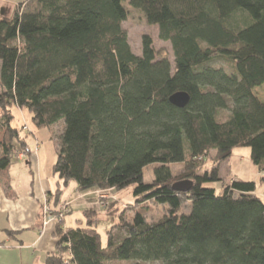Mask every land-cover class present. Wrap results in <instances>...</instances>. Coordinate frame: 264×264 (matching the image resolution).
<instances>
[{"label": "trees", "instance_id": "obj_1", "mask_svg": "<svg viewBox=\"0 0 264 264\" xmlns=\"http://www.w3.org/2000/svg\"><path fill=\"white\" fill-rule=\"evenodd\" d=\"M121 1L22 0L0 16L3 191L15 198L9 170L28 147L12 126V108L25 109L38 130L60 129L51 170L58 186L48 202L57 203L69 182L93 191L102 210L104 190L132 187L135 198L130 216L122 210L105 232V246L93 204L79 226L56 223L44 264H264L256 181L220 174L233 151L247 147L264 185V0H129L169 43L172 64L148 35L140 56L132 53ZM176 92L188 95L184 108L170 103ZM174 163L184 164L182 174L174 175ZM150 164L157 166L145 184ZM183 180L190 189L174 191ZM216 181L219 194L203 186ZM150 203L160 218L148 220ZM61 207L65 220L71 210Z\"/></svg>", "mask_w": 264, "mask_h": 264}, {"label": "crops", "instance_id": "obj_2", "mask_svg": "<svg viewBox=\"0 0 264 264\" xmlns=\"http://www.w3.org/2000/svg\"><path fill=\"white\" fill-rule=\"evenodd\" d=\"M16 3L15 0H0V12L3 10L5 13L7 5H13L14 8ZM263 92L262 86L258 94ZM37 131L46 134L43 129ZM32 136L36 143L27 144L28 138H24L26 147L34 150L38 143L43 146L44 142L36 132ZM17 161L18 163L12 164L9 170L15 198L7 197L0 183V264H44L46 256L54 251L56 223L63 230L70 227L65 224L64 219L56 222L59 205L69 204L71 211L73 204L88 208L89 205L95 204L94 192H78L74 184L73 196L76 195V198L73 204L69 200L61 199L62 192L57 203L54 204L53 199L48 202L47 195L53 193L58 185L52 171L50 173L47 170L46 155L43 151L40 153L38 147L35 154ZM230 161L231 158L228 164ZM223 165L226 166V163ZM227 168L222 169L226 171L229 179H244L234 174L231 168ZM43 206H48L51 210L48 215L44 213Z\"/></svg>", "mask_w": 264, "mask_h": 264}, {"label": "rangeland", "instance_id": "obj_3", "mask_svg": "<svg viewBox=\"0 0 264 264\" xmlns=\"http://www.w3.org/2000/svg\"><path fill=\"white\" fill-rule=\"evenodd\" d=\"M22 0H15V2H19ZM122 7L127 12V18L122 23V28L125 30L127 37H128V43L130 45L131 51L133 54L140 56L141 53V38L143 35H148L151 37L153 41V47L156 51L166 55L169 59V61L172 64V51L169 43L162 42L158 39V29L155 26L148 25L142 13L138 10H135L132 8V6L129 3V0H122L121 1ZM4 16L8 17L12 14L13 11V5H7L5 9ZM214 66H222L223 62L221 60H216L213 62ZM264 87V85H263ZM259 97L264 99V92L263 94H259ZM12 114L14 116L12 126L16 127L20 130V135L25 136V139L28 138L27 144H34V137L31 133H28L29 131H32L33 133L36 132L38 137L44 142L43 146L39 143V150L40 153L43 151V153L46 155V166L48 172L51 173L52 170V164L55 162L56 159V153H57V142H56V136L60 129H57L56 127L50 128V129H43V131L46 132V134L41 133L40 131H37L38 129L33 125L31 121V115L28 113L25 109H17L15 107L12 108ZM22 127H25L26 130H23ZM59 128V126H58ZM35 150V148H34ZM31 150L32 153L28 154L27 156L31 154H35V151ZM211 155H213L211 153ZM26 156V157H27ZM241 159V162L239 160ZM18 163L17 158H13L12 164ZM22 165H24L22 163ZM157 166V164H150L147 165L145 168H143V182L145 184L151 183L153 181V169ZM207 167H212L210 165V162L207 163ZM231 168L232 172L236 174L240 178L247 179L249 181H256V189L255 193L258 194V196L261 198V200L264 202V185L259 183V175L256 171V169L253 167V165L250 162V150L247 147H239L236 148L233 151V154L231 156L230 164L226 162V166L222 165V168ZM170 169L173 171L174 175L182 174L184 171V164L183 163H174L170 165ZM228 169V168H227ZM221 176L225 179V181H229L231 179L228 178L226 171L221 169L220 171ZM55 180L56 176L54 177ZM178 182V181H177ZM74 182H69L65 186H61L62 194L61 199L63 200H69L72 204L75 201L76 195H74L73 192V186ZM204 187H211L215 190V193L219 194L221 192V183L219 181L216 182H206L203 184ZM103 193V194H102ZM90 199V198H88ZM134 196L132 194V187H128L125 190L121 191H114V190H104L101 192V201L103 203V210L108 208L109 203H114L111 208L115 211V213L112 215H107L108 211H103L100 209L97 205H92L90 210L96 211L97 216V232L100 235V240L102 246H105L106 244V235L105 232L114 224L118 222L117 214L120 213L122 210H125L128 216H130L131 208L127 206V204H133L134 203ZM86 209V207H78L77 205H72V211L71 214L67 215L65 217V224L69 225L70 227H76L79 226L77 220L82 219V212ZM88 209V208H87ZM138 211H142L143 209L136 208ZM63 208L59 209L58 211L62 212ZM162 209L158 206H155L153 204H149V208L147 209V218L148 220L151 218L158 219L162 215ZM49 212V211H48ZM184 212H187V209L184 210ZM45 213V212H44ZM59 214V213H58ZM58 216V215H57ZM108 264H117V263H108Z\"/></svg>", "mask_w": 264, "mask_h": 264}, {"label": "water", "instance_id": "obj_4", "mask_svg": "<svg viewBox=\"0 0 264 264\" xmlns=\"http://www.w3.org/2000/svg\"><path fill=\"white\" fill-rule=\"evenodd\" d=\"M3 10L0 12L3 15ZM170 103L177 108H184L189 101L188 95L185 92H176L169 97ZM191 182L188 180L178 181L173 183L172 189L177 192H186L190 189Z\"/></svg>", "mask_w": 264, "mask_h": 264}, {"label": "built area", "instance_id": "obj_5", "mask_svg": "<svg viewBox=\"0 0 264 264\" xmlns=\"http://www.w3.org/2000/svg\"><path fill=\"white\" fill-rule=\"evenodd\" d=\"M24 130H26V128H24ZM37 149H38V147H35L34 151L37 152ZM30 153H32L31 150L29 148H25L22 152L18 153L17 157H18V159L22 160L23 158H26V156ZM48 211H49L48 208L45 207L44 212H48ZM64 212H67V211L63 208V212H60L58 214V218H57L58 221H60V222L62 221V219H63L62 215L64 214Z\"/></svg>", "mask_w": 264, "mask_h": 264}]
</instances>
